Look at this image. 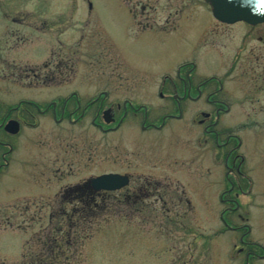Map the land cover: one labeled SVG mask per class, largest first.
Returning <instances> with one entry per match:
<instances>
[{
  "label": "rangeland",
  "instance_id": "rangeland-1",
  "mask_svg": "<svg viewBox=\"0 0 264 264\" xmlns=\"http://www.w3.org/2000/svg\"><path fill=\"white\" fill-rule=\"evenodd\" d=\"M75 1V75L76 81L80 80L75 85L83 90H93L98 83L90 81L103 78L118 96L128 92L143 98L144 92L158 90L162 76L176 74L182 61L198 59L200 43L203 49L208 46L201 42L203 37L210 42L205 25L201 26L198 20L211 11L204 0H154L155 11L146 10L155 15L154 31L147 33L137 30L140 15L131 17L123 0H90L91 14L88 1ZM57 2L42 0L45 15L52 13ZM27 6L30 7L29 0ZM219 26L223 33L212 42L218 50L212 64L223 72L242 45L243 30L241 26ZM160 29H165L164 33L158 32ZM254 32L264 35V26ZM244 44L247 55H252L250 49L254 54H264V48L253 36ZM238 74L237 70L235 75ZM91 76L92 80L88 78ZM115 77L127 82H150H128L121 87ZM154 94L148 98L151 100ZM254 117L264 122V115L226 117L234 124V130H245L240 133L242 141L235 152L244 154L242 169L253 184L251 190L246 188L240 194V209L225 215L236 229L228 228L221 218L225 204L220 198L227 189L228 170L224 154L212 143L205 146L199 139L200 131L187 119L173 122L159 140L155 135L134 134L140 133V128L135 119H130L121 130L106 135V150L99 163L76 167L74 176L68 177H62L57 171L59 165L53 164L56 155L63 157L57 154L59 142L55 139L62 132L50 124L25 129L16 140L11 167L0 172V261L16 264L27 243L44 237L55 227L62 211L46 207L55 202L64 187L99 171L118 168L120 164L115 159L122 158L118 150L138 149L142 152L136 161L138 172H153V159L170 161L175 159L172 157H182V172L171 173L176 179L172 178V184H166L164 190L161 187L165 184L156 189L146 187L137 194L133 207L101 210L96 218L87 220L78 233L89 236L79 242L73 239L75 244L68 250L73 257L71 264H245V254L239 251L245 225L250 226L245 239L264 246V129L250 128ZM67 134L75 138L82 132L75 128ZM86 137L98 138V132L90 129ZM69 155L76 157V153ZM230 176L239 181L237 175ZM174 186L182 187V194ZM259 252L262 254L260 249ZM250 264H264V257L252 259Z\"/></svg>",
  "mask_w": 264,
  "mask_h": 264
},
{
  "label": "flooded vegetation",
  "instance_id": "flooded-vegetation-1",
  "mask_svg": "<svg viewBox=\"0 0 264 264\" xmlns=\"http://www.w3.org/2000/svg\"><path fill=\"white\" fill-rule=\"evenodd\" d=\"M86 1L91 14L93 5L90 0ZM123 2L131 17L140 15L137 19L140 33L154 31V0ZM75 3V0H65L63 4L59 0L52 13L45 15L42 0H29L30 7L27 0H0V172L11 167L16 140L25 129L35 130L50 124L62 132L55 139L59 142L57 154L63 157L56 155L53 164L59 165L57 171L62 173V177H68L74 176L76 167L86 168L93 161L99 163L105 154L106 135L121 130L130 119H135L140 128V133L136 131L134 134L155 135L156 140L173 122L181 123L187 119L200 131L199 139L205 146L212 143V147L221 149L228 169L226 177L230 174L238 176L241 170L234 152L240 147V133L245 130H234V124L226 117L233 114L247 117L264 115V54H254L250 49L248 52L252 51V55H247L244 47V41L253 36L264 48V35L254 34L255 29L264 23H227L215 18L212 11L208 12L198 19L210 35L209 43L205 42L209 38L201 39L208 46L203 49V43H200L198 59L182 61L176 74L162 76L156 92H144L143 98L146 99H138L128 92L118 96L103 78L90 81L98 83L91 91L76 87L75 82L80 80L76 81L75 75ZM136 8L141 10L137 12ZM148 8L152 10L146 11ZM219 25L241 26L243 30L242 45L223 72L212 64V57L218 51L212 42L215 43L214 38L222 32L219 29H223ZM160 30L158 32L164 33L165 29ZM237 70L239 74L235 75ZM88 78L92 80L93 77ZM115 78L121 87L128 82H150H127L120 77ZM153 94L150 100L148 96ZM157 103L161 104L160 107L155 106ZM107 111L110 112V122L106 120ZM254 119L250 128L263 130L264 122L257 117ZM75 128L80 129L82 135L74 138L67 133ZM90 129L98 132V138L86 137ZM118 151L122 154V158L115 159L120 164L118 168L99 171L64 187L55 202L46 208L56 207L62 212L120 211L125 206L136 205L137 194L146 187L156 189L165 184L161 187L164 190L166 184H172V178L176 179L171 177V173L182 172V157H172L175 159L170 161L153 159V172L145 174L137 169L136 161L141 151ZM74 153L76 157L70 158L69 154ZM110 173L127 176L128 183L115 189H96L93 186V178ZM174 189L182 194V187L174 186ZM240 242L239 251L245 254V264L263 257L259 245L245 239L244 234Z\"/></svg>",
  "mask_w": 264,
  "mask_h": 264
},
{
  "label": "trees",
  "instance_id": "trees-1",
  "mask_svg": "<svg viewBox=\"0 0 264 264\" xmlns=\"http://www.w3.org/2000/svg\"><path fill=\"white\" fill-rule=\"evenodd\" d=\"M238 151V148H236ZM235 161L241 172L238 175L239 181L234 180L231 176L226 177L227 189L222 192L221 202L225 204V208L222 210L221 216L226 223L229 221L226 218V214L237 211L240 209V194L246 192L244 189H252V179L247 175V172L242 169L245 163V157L243 154L234 152ZM231 180V183L228 182ZM234 182V184H232ZM226 206H229L226 208ZM99 211H70L61 212L60 218L57 219L55 227H52L48 234L44 237L32 241L28 244L30 246L29 251L25 245L26 250L22 254V258L16 264H71L72 255L70 254V248L76 242L84 241L88 234L81 236L79 230H83V224L86 221H91L99 215ZM87 221V222H88ZM243 227V226H242ZM246 229L243 234L246 236L250 233V226L245 225ZM81 232V231H80ZM258 245V244H257ZM259 247L264 255V246L259 244ZM69 250V251H68ZM0 264H5L0 261Z\"/></svg>",
  "mask_w": 264,
  "mask_h": 264
},
{
  "label": "water",
  "instance_id": "water-1",
  "mask_svg": "<svg viewBox=\"0 0 264 264\" xmlns=\"http://www.w3.org/2000/svg\"><path fill=\"white\" fill-rule=\"evenodd\" d=\"M210 3L213 14L221 21L234 23L246 21L252 24L264 22V0H205ZM110 112L106 120L110 122ZM15 131V130H14ZM128 183L127 176L116 173L104 174L92 179L97 188L115 189Z\"/></svg>",
  "mask_w": 264,
  "mask_h": 264
}]
</instances>
